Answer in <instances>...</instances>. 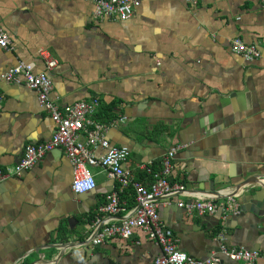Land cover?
Wrapping results in <instances>:
<instances>
[{
  "label": "crops",
  "instance_id": "0c3cea01",
  "mask_svg": "<svg viewBox=\"0 0 264 264\" xmlns=\"http://www.w3.org/2000/svg\"><path fill=\"white\" fill-rule=\"evenodd\" d=\"M261 0H141L125 20L95 18L89 0H0V27L10 48H0V74L18 62L45 72L59 106L92 96L95 118L125 115L108 130L111 144L127 146L126 166L147 183L146 168L180 145L169 179L186 190L215 194L237 190L239 209L224 219L187 213L178 201L159 199L156 210L177 249L193 258L218 256L223 244L260 252L264 264V10ZM238 37L259 57L245 62L229 48ZM42 48L55 59L46 69ZM55 125L36 92L0 80V169L13 166L28 144L51 136ZM96 187L76 194L62 149H52L20 176L0 179V264H153L159 248L136 230L130 239L91 246V219L106 195L117 192L124 208L131 187L120 188L99 168ZM260 178V179H259ZM248 189V188H247ZM122 211L115 216L119 217Z\"/></svg>",
  "mask_w": 264,
  "mask_h": 264
},
{
  "label": "built area",
  "instance_id": "2783aa9c",
  "mask_svg": "<svg viewBox=\"0 0 264 264\" xmlns=\"http://www.w3.org/2000/svg\"><path fill=\"white\" fill-rule=\"evenodd\" d=\"M93 5L92 15L95 18L109 17L125 20L131 16L141 0H89ZM260 5L264 10V0ZM0 48H10L7 33L0 27ZM230 50L239 55L245 62H251L259 57V50L254 43L245 44L238 37L229 40ZM38 57L46 69L55 65L49 52L37 49ZM0 80L9 83H22L25 87L36 92L39 106L44 109L55 128L49 139L25 146L22 156L11 167L0 169V179L10 176H20L34 166L46 152L52 149H62L72 168L71 189L74 193L90 192L96 187L93 169L99 168L105 174L117 181L120 188L131 187L134 193L133 203L124 208L119 202L117 192L106 195L104 202L95 209L98 214L90 222L93 230L87 239L91 246H98L112 239H130L138 230L158 246L159 253L153 258V264H218V256L193 258L177 249L171 231L162 223L156 207L159 199L173 195H188L187 202L178 201L176 206L187 213L197 215L213 214L224 219L228 214L235 213L239 204L234 197H226L225 201L218 200L215 194L192 193L186 190L183 183L169 179L172 171V161L180 145H174L161 155L160 166L157 169L146 168L150 180L143 183L137 180L126 166L130 155L127 146L114 145L108 140V130L127 121L125 115H118L107 121L95 118L100 100L96 96L79 100L72 104L59 106L50 98L51 82L45 72H34L30 62H18L0 74ZM264 183V178H261ZM228 196V195H226ZM120 211L123 214L115 216ZM218 244V252L231 261H241L253 264L260 252L246 249L242 246H226L223 244V234H214Z\"/></svg>",
  "mask_w": 264,
  "mask_h": 264
},
{
  "label": "water",
  "instance_id": "95a60500",
  "mask_svg": "<svg viewBox=\"0 0 264 264\" xmlns=\"http://www.w3.org/2000/svg\"><path fill=\"white\" fill-rule=\"evenodd\" d=\"M263 178V177H262ZM260 179V178H259ZM247 183L248 182H244V183H241V185L238 187V188H236L235 189V191H232V193H230L228 196H223L224 198H226V197H234V196H236V193H237V190H239V189H242V188H246V190L248 191L249 190V188L250 187H247ZM262 188H264V183H261L260 182V184H259ZM248 188V189H247ZM238 202H239V200H238Z\"/></svg>",
  "mask_w": 264,
  "mask_h": 264
},
{
  "label": "trees",
  "instance_id": "16d2710c",
  "mask_svg": "<svg viewBox=\"0 0 264 264\" xmlns=\"http://www.w3.org/2000/svg\"><path fill=\"white\" fill-rule=\"evenodd\" d=\"M110 118L108 117V120H109ZM107 121V120H106Z\"/></svg>",
  "mask_w": 264,
  "mask_h": 264
}]
</instances>
